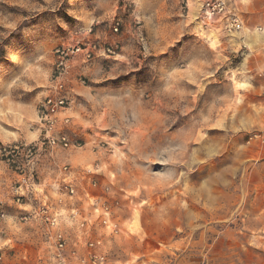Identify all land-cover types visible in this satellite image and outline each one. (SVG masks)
Masks as SVG:
<instances>
[{"label": "rangeland", "instance_id": "rangeland-1", "mask_svg": "<svg viewBox=\"0 0 264 264\" xmlns=\"http://www.w3.org/2000/svg\"><path fill=\"white\" fill-rule=\"evenodd\" d=\"M204 1L0 0V132L39 139L57 47L110 49L73 71L75 146L35 166L110 187L124 233L108 264H264V0H228L236 32L202 26ZM12 181L0 158V195ZM17 212L0 220L4 264L27 263L5 224Z\"/></svg>", "mask_w": 264, "mask_h": 264}, {"label": "built area", "instance_id": "built-area-1", "mask_svg": "<svg viewBox=\"0 0 264 264\" xmlns=\"http://www.w3.org/2000/svg\"><path fill=\"white\" fill-rule=\"evenodd\" d=\"M227 2L205 0L199 14L202 26L222 21L225 31L240 30L239 17L230 12ZM113 31H118L117 24ZM109 52V48L100 49L89 39L57 47L50 88L37 109L39 139L7 144L0 150L1 160L13 175L5 196L0 195V220L7 219L5 207L12 204L18 211L17 222L33 227L29 248L24 239L15 244L24 252L23 260L27 259L23 264H108L110 242L124 233L114 213L110 187H101L91 177L94 173L79 174L62 165L57 175L46 181L39 178L35 168L41 155L51 156L55 149L75 146L66 130L71 124L67 112L73 71ZM29 250L34 254L30 258ZM0 264H4L1 254Z\"/></svg>", "mask_w": 264, "mask_h": 264}, {"label": "crops", "instance_id": "crops-1", "mask_svg": "<svg viewBox=\"0 0 264 264\" xmlns=\"http://www.w3.org/2000/svg\"><path fill=\"white\" fill-rule=\"evenodd\" d=\"M34 119H35V122H37V120H38L37 119V112H34ZM5 131L0 132V144H3V145H5V144L7 145L10 143H14V142H24L30 138V136L28 134H22L19 132L8 131V130H5ZM26 142H28V141H26ZM29 142H31V141H29ZM17 215L18 214L9 216L10 219L7 220L5 224H7L8 226L12 225V227L15 228L16 233L18 235L25 236V238H23V239H25V241H26L25 244L29 248L30 245L33 243L32 234H31L33 227H31V226L29 227V225H26V224L22 225L19 222H17V219H16ZM12 242L14 243L15 239ZM9 243H10V240H7V241L3 240L0 244V248L1 249L3 248L5 250V248L9 245ZM8 247H12V245H9ZM32 253L33 252L31 250H29L28 254H32Z\"/></svg>", "mask_w": 264, "mask_h": 264}]
</instances>
